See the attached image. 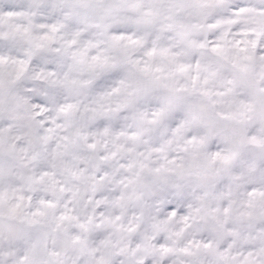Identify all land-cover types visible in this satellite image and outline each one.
I'll return each instance as SVG.
<instances>
[{"label": "snow or ice", "instance_id": "snow-or-ice-1", "mask_svg": "<svg viewBox=\"0 0 264 264\" xmlns=\"http://www.w3.org/2000/svg\"><path fill=\"white\" fill-rule=\"evenodd\" d=\"M0 264H264V0H0Z\"/></svg>", "mask_w": 264, "mask_h": 264}]
</instances>
